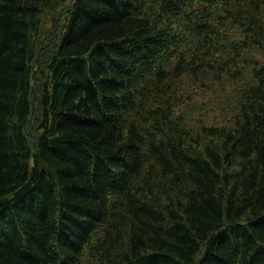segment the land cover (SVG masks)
Masks as SVG:
<instances>
[{
  "label": "trees",
  "instance_id": "obj_1",
  "mask_svg": "<svg viewBox=\"0 0 264 264\" xmlns=\"http://www.w3.org/2000/svg\"><path fill=\"white\" fill-rule=\"evenodd\" d=\"M0 264H264V0H0Z\"/></svg>",
  "mask_w": 264,
  "mask_h": 264
},
{
  "label": "rangeland",
  "instance_id": "obj_2",
  "mask_svg": "<svg viewBox=\"0 0 264 264\" xmlns=\"http://www.w3.org/2000/svg\"><path fill=\"white\" fill-rule=\"evenodd\" d=\"M60 19L59 8L56 7L48 11L45 16L43 17L42 23V30L40 35L39 44L44 42L46 45L45 38L53 34L55 31L54 26L56 25L57 21ZM51 34V35H52ZM40 52L38 54L40 55ZM39 57V56H38ZM205 102V99L196 98L193 102L185 103L183 105V109L192 116L193 124L196 128L194 133L201 127V126H220L222 125L223 121H226V116L222 117V115L218 112V110L212 109H205L203 108L202 104ZM33 115H36L33 112Z\"/></svg>",
  "mask_w": 264,
  "mask_h": 264
},
{
  "label": "bare ground",
  "instance_id": "obj_3",
  "mask_svg": "<svg viewBox=\"0 0 264 264\" xmlns=\"http://www.w3.org/2000/svg\"><path fill=\"white\" fill-rule=\"evenodd\" d=\"M210 38V37H209Z\"/></svg>",
  "mask_w": 264,
  "mask_h": 264
}]
</instances>
